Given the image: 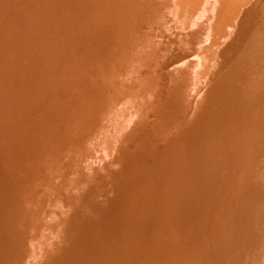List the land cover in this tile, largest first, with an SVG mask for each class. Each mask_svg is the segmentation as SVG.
Returning <instances> with one entry per match:
<instances>
[{
	"label": "bare ground",
	"instance_id": "obj_1",
	"mask_svg": "<svg viewBox=\"0 0 264 264\" xmlns=\"http://www.w3.org/2000/svg\"><path fill=\"white\" fill-rule=\"evenodd\" d=\"M18 1L0 0V264H264V16L241 23L264 4Z\"/></svg>",
	"mask_w": 264,
	"mask_h": 264
},
{
	"label": "rangeland",
	"instance_id": "obj_2",
	"mask_svg": "<svg viewBox=\"0 0 264 264\" xmlns=\"http://www.w3.org/2000/svg\"><path fill=\"white\" fill-rule=\"evenodd\" d=\"M17 1H18V0H17ZM21 1H22V0H19V1H18L19 4L21 3ZM239 1H240V0H238L237 3H239ZM243 1H244V2H247V0H243ZM250 1H251V0H249L248 2L251 3ZM257 1H258V0H257ZM260 1L264 4V0H263V1L260 0ZM253 2L255 3V0H253ZM261 2L258 4L259 6H260V5L262 6ZM256 3H257V2H256ZM256 3H255V4H256ZM237 5H238V4H237ZM237 5H236V6H237ZM248 5H251V4H248ZM253 5H254V4L252 3V6H253ZM256 5H257V4H256ZM236 6H235V7H236ZM254 6H255V5H254ZM254 6H253V7H254ZM237 7H238V6H237ZM255 8L258 9V8H260V7L256 6ZM234 10H235V9H234ZM258 11H260V12L262 11V13H259ZM254 12H255L256 14H254ZM242 14H243V13H242ZM253 14H254V16H256V17L253 18ZM248 15H249V14H248ZM258 15H259V16L261 15L260 18H258V17H259ZM262 15L264 16V6H262V8H260V10H259V9L256 10V11L254 10L249 16H247V17H248V20H245V14H244V15H243L244 18H243V20L241 21V23H242V24H246L249 20L253 22V19H254V20L256 19V21H257V20H259V19L262 18ZM257 16H258V17H257ZM247 17H246V18H247ZM250 18H252V19H250ZM235 20H236V19H235ZM235 20H233V23H235V24H233V25L237 28V24H236ZM244 20H245V22H244ZM262 20L264 21V17H263ZM243 22H244V23H243ZM238 24H239V21H238ZM249 24H250V23H249ZM239 26H241V25H239ZM239 26H238V27H239ZM224 40H226L225 42L229 41V37H227V39H224ZM223 42H224V41H223ZM1 146H2V147H1ZM2 148H4V146L0 144V149H2ZM0 164L2 165V163H0ZM254 168H255V167H254ZM252 169H253V168H252ZM255 169H256V168H255ZM255 169H254V170H255ZM4 172H5V171H4ZM4 172H1V174H3ZM1 174H0V176H1ZM7 197H8V196H7V192H2V191H0V198H3V200L0 201L1 204H5V203L7 202V199H8ZM187 209H188V208H187ZM210 225H211V223H210ZM210 225H209V227L212 228V225H211V226H210ZM207 227H208V226H207ZM209 227H208V228H209ZM189 230L191 231L192 229L188 227V224H185L184 227L179 228V230H178L177 233H178V234L186 233V232H188ZM207 230H208V229L204 230V232H203L204 235L208 234V232L205 233ZM210 230H211V229H210ZM210 230H209V231H210ZM189 235H190V236H189ZM193 235H194V234H193ZM193 235H192L191 233L187 235V238H186V240H187L186 243H187V244H189L191 241H192L191 243H194L193 240L195 239V237L197 238V235L194 236V239L192 238ZM191 238H192L193 240H191ZM188 239H189V240H188ZM190 240H191V241H190ZM194 241H195V240H194ZM196 241H199V239H197ZM175 242H176L175 239H171V240H166V239H163V240H162V239H161V240L159 241V244H160L159 252L161 253V255H162L161 257H163V259H164L165 262L168 261L169 259L171 260V259H173V258L175 257V254H174V252H173L174 249L172 248V245H173ZM188 242H189V243H188ZM191 243H190V244H191ZM191 245L193 246V244H191ZM177 246H179V243H178ZM202 249L204 250V247H203ZM202 249H201V250H202ZM190 250H191V248H190ZM197 252H198V251L195 252V250H194V253H195V254H196ZM200 252H201V251H200ZM194 253H192V255H193ZM128 254H129V255H128ZM128 254L126 255V261H125V262L129 264V263H131V261H134V257H133V255H134L135 253L130 252V253H128ZM194 257H195V255L192 257V261H191V262H190V260H189L188 264H190V263L193 264V261H194V262L196 261V260L193 259ZM190 258H191V257H190ZM128 259H129V260H128ZM195 263H196V262H195Z\"/></svg>",
	"mask_w": 264,
	"mask_h": 264
}]
</instances>
